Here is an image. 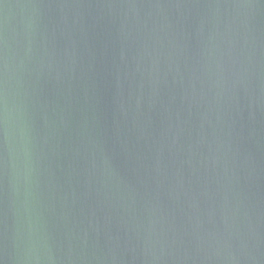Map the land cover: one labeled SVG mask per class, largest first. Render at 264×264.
Returning <instances> with one entry per match:
<instances>
[{"label": "water", "instance_id": "1", "mask_svg": "<svg viewBox=\"0 0 264 264\" xmlns=\"http://www.w3.org/2000/svg\"><path fill=\"white\" fill-rule=\"evenodd\" d=\"M0 264H264V0H0Z\"/></svg>", "mask_w": 264, "mask_h": 264}]
</instances>
